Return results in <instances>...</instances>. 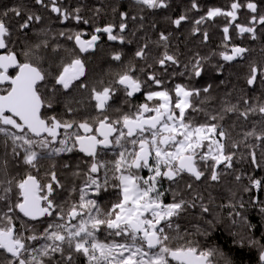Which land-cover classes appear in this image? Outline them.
I'll list each match as a JSON object with an SVG mask.
<instances>
[{"label": "snow or ice", "instance_id": "1", "mask_svg": "<svg viewBox=\"0 0 264 264\" xmlns=\"http://www.w3.org/2000/svg\"><path fill=\"white\" fill-rule=\"evenodd\" d=\"M171 3L0 7V264H231L197 237L224 223L225 207L233 224L239 217L252 228L240 192L264 191V176L255 175L264 172V90L254 94L264 89V65L249 63L251 93L233 86L217 96L212 83L196 81L214 56L247 59L253 49L236 38L264 43V0L206 11L189 0L178 17H166L176 30L190 22L184 40L200 37L201 45L210 39L205 25L219 26L220 51L211 54L186 53L175 32H156L149 14ZM105 37L136 47L130 55L123 47L104 51L111 63L97 76L90 58ZM224 68L213 65L217 76ZM249 202L264 215V201ZM252 243L264 264V243Z\"/></svg>", "mask_w": 264, "mask_h": 264}, {"label": "trees", "instance_id": "2", "mask_svg": "<svg viewBox=\"0 0 264 264\" xmlns=\"http://www.w3.org/2000/svg\"><path fill=\"white\" fill-rule=\"evenodd\" d=\"M174 1V0H173ZM76 0H72V3L74 4ZM89 6H98L100 3V0H84ZM200 4L203 6L204 11L207 10L210 6H225L229 0H199ZM16 3V0H0V7L5 6H11ZM125 3L127 4V0H125ZM188 5L185 4H178L171 3V7L168 10H161L157 12L155 15L149 14V22L152 20H155L157 28L156 32L158 31H173L176 33L177 38L180 42V48L184 52H188L189 48H192L193 50H198L202 54H211L213 51H220L219 45L221 44L223 33L221 31V28L219 26H212L211 24L205 25L209 31V41L206 45L200 44V37H193L189 41L184 40V36L188 34V31L191 27V23H185L182 25L180 30H176L172 27L171 23L166 20L167 16L172 17H178L181 12L184 10L185 7ZM84 15L88 16L90 13L85 12ZM191 15L198 16V13H192ZM110 19V17L108 18ZM244 21V17L242 15L241 22ZM105 20H101L100 23H105ZM216 25L222 26L224 21L220 18L217 19L215 22ZM58 28H63V25H57ZM69 27H76L74 24H70ZM80 30L85 32L91 31L90 25H79L78 26ZM147 27V25H146ZM156 32H149L148 34L155 39L156 38ZM182 33V35H181ZM140 35V33H138ZM175 42V41H174ZM234 43L239 44L241 46L251 47L253 49L252 52L247 54L246 60H238L234 61L231 64H227L219 59L218 56L212 57V60L210 64L206 67L205 73L202 75V77L196 81V84L198 87L206 86L208 83L213 84V94L217 96L223 95L225 91H231L233 86L239 90L241 86L245 87L246 91H249L251 93V90H248L245 85V77L249 73V63L252 61H255L258 65H264V52L261 51V48L264 47V43L261 41H250L248 39H240L236 38L234 40ZM117 43H113L112 45H116ZM110 45V44H109ZM110 45V46H112ZM119 45V44H118ZM121 46V45H119ZM136 44L123 46L126 53L128 55L131 54V52L135 49ZM105 48V47H104ZM121 48V47H118ZM113 49H117V47H113ZM104 51H107L106 49H103L102 51L98 52L95 56L90 58V61L92 60L95 65H109L111 62L107 59V57L104 56ZM218 63L225 64V68L223 71V74L220 76H217L213 65H216ZM107 66H103V68H99L98 70H94L90 68V70L97 76L103 74V72L107 69ZM183 78L177 77L176 82H180ZM221 80H226V84H220ZM264 90L261 89L259 86L255 89V95H259L260 92ZM137 101H142V97H138ZM77 156L80 154H76ZM107 159H111L112 155L109 153L106 156ZM241 169L246 167L245 165L240 166ZM147 175V173H144ZM255 175L259 178L261 176H264V172H260L257 170ZM61 179H64L63 176H61ZM225 196H227V193H224ZM113 197V193L110 191L108 193L103 194L99 197L101 202H106L110 198ZM240 197L244 200V202L248 205L246 210H241L243 215L247 217L248 222L252 225L251 229H247L243 226V224L240 222V218L237 217V223L233 224L231 219L228 218L229 209L223 208L220 209V213L222 216L225 217V221L223 224L219 225L215 231L212 232V234L207 237H197L202 243L203 246H206L207 248H214L218 249L219 253L222 254L224 258H227V260L231 261V264H260L259 261V254L260 250L257 246H255L252 241H257L259 243H264V215H262L257 208L252 207L251 203L249 202L250 198L254 201H256L257 204H259L261 201H264V191L252 189L248 193L240 192ZM217 203H223L227 204L228 200L224 199L222 201H218ZM195 221H192L194 223ZM181 224L183 227H189L191 228V224L187 221H181ZM194 230V229H193ZM101 238H103V235L101 234ZM219 259V258H218ZM78 264H83V261H79ZM220 264H224L223 259H220Z\"/></svg>", "mask_w": 264, "mask_h": 264}, {"label": "flooded vegetation", "instance_id": "3", "mask_svg": "<svg viewBox=\"0 0 264 264\" xmlns=\"http://www.w3.org/2000/svg\"><path fill=\"white\" fill-rule=\"evenodd\" d=\"M175 3H178V4H185V5H189V0H174ZM172 0V3L174 2ZM114 42H108L106 40V37L104 39H102L101 41V47H102V50L103 49H106L107 51H110V50H118L120 48L118 47H123V46H119L118 43L116 45H112ZM112 45L111 47H109L110 45ZM105 47V48H104ZM113 47H117V49H113ZM103 66H109V65H95V63L91 60L90 61V64H89V67L94 69V70H98L99 68H103Z\"/></svg>", "mask_w": 264, "mask_h": 264}]
</instances>
